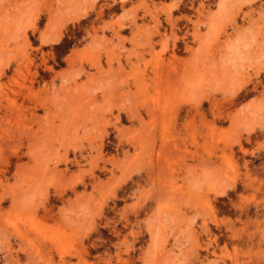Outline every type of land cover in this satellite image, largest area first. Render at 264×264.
<instances>
[{
	"label": "rangeland",
	"instance_id": "obj_1",
	"mask_svg": "<svg viewBox=\"0 0 264 264\" xmlns=\"http://www.w3.org/2000/svg\"><path fill=\"white\" fill-rule=\"evenodd\" d=\"M0 264H264V0H0Z\"/></svg>",
	"mask_w": 264,
	"mask_h": 264
}]
</instances>
